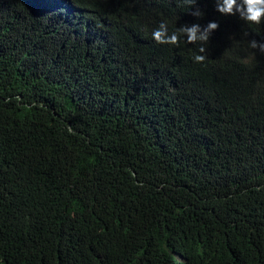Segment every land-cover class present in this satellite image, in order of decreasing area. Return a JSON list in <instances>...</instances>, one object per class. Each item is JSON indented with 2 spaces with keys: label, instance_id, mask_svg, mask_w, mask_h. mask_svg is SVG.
I'll return each instance as SVG.
<instances>
[{
  "label": "trees",
  "instance_id": "obj_1",
  "mask_svg": "<svg viewBox=\"0 0 264 264\" xmlns=\"http://www.w3.org/2000/svg\"><path fill=\"white\" fill-rule=\"evenodd\" d=\"M190 2L0 0V264H264V21Z\"/></svg>",
  "mask_w": 264,
  "mask_h": 264
},
{
  "label": "clouds",
  "instance_id": "obj_2",
  "mask_svg": "<svg viewBox=\"0 0 264 264\" xmlns=\"http://www.w3.org/2000/svg\"><path fill=\"white\" fill-rule=\"evenodd\" d=\"M195 3V0H191L189 7ZM217 10L226 15H235L239 13L240 17L249 23L259 25L264 21V0H217ZM195 16H201L203 13L197 9L192 13ZM219 25L216 22H209L206 27L201 28L199 24H193L192 26H182L179 29V34L186 36V42L195 44L200 42L202 45L209 41L210 34L216 30ZM178 33L169 34L167 25L163 22L159 27L153 31L152 36L157 43L161 44H173L179 43L180 35ZM252 48H259L261 52H264V43H258L255 40L250 41ZM200 53H205L206 49L201 46ZM196 62H204L205 55H196L194 57Z\"/></svg>",
  "mask_w": 264,
  "mask_h": 264
}]
</instances>
